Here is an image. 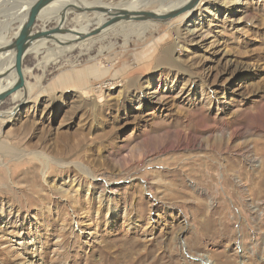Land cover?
<instances>
[{
    "label": "rangeland",
    "instance_id": "obj_1",
    "mask_svg": "<svg viewBox=\"0 0 264 264\" xmlns=\"http://www.w3.org/2000/svg\"><path fill=\"white\" fill-rule=\"evenodd\" d=\"M58 47L0 104V264H264V0Z\"/></svg>",
    "mask_w": 264,
    "mask_h": 264
},
{
    "label": "water",
    "instance_id": "obj_2",
    "mask_svg": "<svg viewBox=\"0 0 264 264\" xmlns=\"http://www.w3.org/2000/svg\"><path fill=\"white\" fill-rule=\"evenodd\" d=\"M11 0H0V3H8ZM27 7H24L25 17L22 23L18 26L17 32L6 41L0 42V61L5 56L6 61L11 63L10 68L15 73V81L12 85L0 91V104L12 93L22 91L25 93V78L23 69V59L29 52H35V48L39 43H53L61 47L76 46L82 42L90 39L93 36H98L105 32L110 27L121 22H147L150 21L167 23L170 20L187 13L194 9L199 0H187L186 2L170 8L165 11L156 10H137L133 8H124L116 6L104 5H84L80 0H27ZM75 2V3H74ZM53 4H60L61 8L58 11V19L56 25L51 28H45V22L39 18L41 12L47 8H51ZM69 13L76 15H88L93 13L97 19L102 18V21L96 24L92 20L88 31H76L73 27L65 26V21ZM93 17V18H94ZM37 21L42 23V28L35 29L34 26ZM74 35L70 39L67 36ZM61 39L59 40V38ZM1 65V62H0ZM5 66H8L6 64ZM7 74V70L0 72L2 75ZM16 107V106H15ZM12 109V111L15 109Z\"/></svg>",
    "mask_w": 264,
    "mask_h": 264
},
{
    "label": "bare ground",
    "instance_id": "obj_3",
    "mask_svg": "<svg viewBox=\"0 0 264 264\" xmlns=\"http://www.w3.org/2000/svg\"><path fill=\"white\" fill-rule=\"evenodd\" d=\"M88 1V0H87ZM86 0H80V2L82 3V4H84V5H91V4H94L93 2H87ZM139 1H143V0H131V2L129 1L126 5H121V6H116V7H124V8H133V9H137V10H139L140 8H136L135 6H134V3H136V2H139ZM187 0H178V1H175V2H172V3H169V4H163L162 5V8H160V10L161 11H165V10H168V9H170V8H173V7H175V6H178V5H180V4H182V3H184V2H186ZM200 1V0H199ZM199 1H198V3H197V5L199 4ZM27 0H11V1H9V7H7V8H5V10H3L2 9V11L3 12H5V11H7L6 12V14L8 15L7 17L9 18V20L10 19H13V21H15V20H18L19 21V24H18V26L22 23V21H23V19H24V17H25V10H24V7L26 8L27 7ZM98 3L99 5H104V6H106L105 4H101V2H99V0H95V3ZM18 3H21V5L20 6H18L17 7V4ZM75 3V2H74ZM95 4V5H98V4ZM53 5H55V4H53ZM196 5V6H197ZM58 6H60V4L58 5ZM58 6H56V7H53V6H51V8H47V9H45L43 12H41V14L39 15V18L40 19H42L44 22L45 21H49V20H51V19H58V11H59V9L61 8H59ZM109 6V5H108ZM195 6V7H196ZM161 7V6H160ZM1 8V7H0ZM56 8L58 9V10H56ZM51 10V11H50ZM140 10H143V9H140ZM19 11H20V13H19ZM18 13H19V15H18ZM185 15L187 14V13H184ZM184 14H181L180 16L181 17H183V16H185ZM94 16V15H93ZM81 18V19H80ZM84 18V16L82 15V16H80V17H78V20H77V23L78 22H80V20H82ZM175 19V18H174ZM9 20H5V21H1L2 23H1V26H0V42H3V38L6 36V30L9 28V24L7 23ZM173 20V19H172ZM102 21V18H100V19H97L96 20V24H98V23H100ZM171 21V20H170ZM90 22H91V20L90 19H88V20H85V23L84 24H81L80 23V25L78 26V28L77 29H75L76 31H82V32H84V31H88L89 30V24H90ZM95 22V21H94ZM150 23V21H147V22H144V23ZM168 23V22H167ZM46 24V23H45ZM18 26H17V28H18ZM74 28V27H73ZM16 31L13 33V34H15L16 32H17V29H15ZM60 37V36H59ZM72 37H74V35H70V36H67V38L66 39H70V38H72ZM61 39V37L59 38V40ZM47 46V44L46 43H39L37 46H36V48H35V54H37V53H39V48H44V47H46ZM55 46H59V45H57V44H55ZM59 49H57V52L56 53H58V54H61L62 52H64V51H66L67 49H69V48H71L70 46H64V47H61V46H59L58 47ZM55 54V53H54ZM6 59V57L4 56L3 57V59L1 58V65H0V72L1 71H4L5 69L7 70V74H5V75H2V77L0 78V91L1 90H3L4 88H6V87H8V86H10V85H12L13 83H14V81H15V73H14V71L10 68V65H11V63L9 62V61H6L5 63H4V60ZM6 64H8V66H5ZM3 78H6L5 79V81L2 83L1 81H2V79ZM25 78V77H24ZM25 87H26V80H25ZM26 89V88H25ZM26 93H27V91L25 90V93H23L22 91H17V92H15V93H12V95L15 97V99H17V97H18V100H22L24 97H26ZM16 95V96H15ZM10 114L12 113V111L11 112H9ZM2 115V112H0V116ZM2 146V145H1ZM2 147H4V146H2Z\"/></svg>",
    "mask_w": 264,
    "mask_h": 264
},
{
    "label": "crops",
    "instance_id": "obj_4",
    "mask_svg": "<svg viewBox=\"0 0 264 264\" xmlns=\"http://www.w3.org/2000/svg\"><path fill=\"white\" fill-rule=\"evenodd\" d=\"M97 3V2H96ZM6 4H8V3H6ZM98 4V3H97ZM9 7V6H8ZM79 16V15H78ZM84 16V15H83ZM83 19H85V17L83 18ZM82 19V20H83ZM77 20H78V17H76L75 18V22L77 23ZM11 22H13V19H10L7 23L9 24V27H10V24H11ZM78 23H81V21L80 22H78ZM9 32V28L6 30V34ZM7 39H3V41H6Z\"/></svg>",
    "mask_w": 264,
    "mask_h": 264
},
{
    "label": "trees",
    "instance_id": "obj_5",
    "mask_svg": "<svg viewBox=\"0 0 264 264\" xmlns=\"http://www.w3.org/2000/svg\"><path fill=\"white\" fill-rule=\"evenodd\" d=\"M23 63H24V61H23Z\"/></svg>",
    "mask_w": 264,
    "mask_h": 264
}]
</instances>
